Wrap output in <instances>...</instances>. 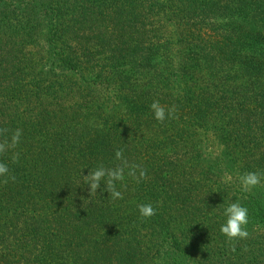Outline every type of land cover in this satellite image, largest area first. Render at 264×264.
<instances>
[{"label":"trees","instance_id":"16d2710c","mask_svg":"<svg viewBox=\"0 0 264 264\" xmlns=\"http://www.w3.org/2000/svg\"><path fill=\"white\" fill-rule=\"evenodd\" d=\"M0 129V264H264V0H0ZM118 149L146 178L90 196Z\"/></svg>","mask_w":264,"mask_h":264},{"label":"clouds","instance_id":"9594fccd","mask_svg":"<svg viewBox=\"0 0 264 264\" xmlns=\"http://www.w3.org/2000/svg\"><path fill=\"white\" fill-rule=\"evenodd\" d=\"M150 108L154 114V118L163 123L166 118L172 117L175 112V107L165 110L158 100L153 101ZM8 130L0 129V135H4ZM22 130L17 129L11 136V139L5 138L0 141V154L6 153L10 149H14L20 142ZM115 158L121 161L119 165L114 168L105 167L103 164L98 165L95 168L89 170L87 175H84V181L89 186V195L92 196L100 189L102 192L109 194V198L112 200L123 199L122 192L117 190L116 182L123 181L125 179V169H128V176L139 182L140 179H144L147 176L145 169L140 165L130 164L127 159L124 158L122 149H118L115 152ZM14 163L19 161V153H14L11 157ZM137 170H139V177H137ZM9 167L6 163L0 162V177H5L3 182L8 183L7 177L9 176ZM11 180L15 182L16 177L12 175ZM231 179V177H229ZM264 179V174L260 172H245L239 177L240 184L243 191H251L253 188L261 185V181ZM104 185L101 188V185ZM139 213L144 218H151L156 215V211L151 203L138 205ZM224 215L226 216V222L221 225L220 231L225 235L229 241L244 240L249 237L247 231L248 225V209L241 205L240 202L235 201L229 203L224 208ZM234 250V249H233Z\"/></svg>","mask_w":264,"mask_h":264}]
</instances>
